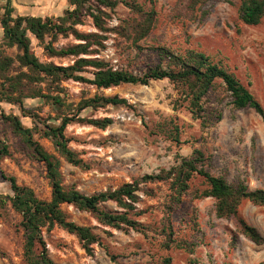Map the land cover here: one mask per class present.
<instances>
[{
    "label": "rangeland",
    "instance_id": "obj_1",
    "mask_svg": "<svg viewBox=\"0 0 264 264\" xmlns=\"http://www.w3.org/2000/svg\"><path fill=\"white\" fill-rule=\"evenodd\" d=\"M120 1L136 3L145 12H154L153 28L147 37L135 42L125 25L139 20L140 16L120 4L109 21V27L116 31L109 34L106 49L95 57L104 59L114 69L143 76L160 62L155 47H166L176 53L188 49L204 52L236 74L264 108V19L256 26L243 23L240 19L242 0H209L195 7L191 6V0ZM5 2L0 0V7ZM12 2L17 14L42 17H58L69 7V0ZM78 28L83 32L96 31L89 19ZM2 40L0 24V44ZM76 42L73 38L61 39L56 45L64 47ZM37 44L33 39L37 56L45 60L43 49ZM17 53L16 48L7 49L9 55ZM73 61L72 58L55 59L57 64L64 65ZM63 85L65 92L61 96L66 106L62 110L38 98L25 99V106L33 108L51 125H59L65 116L78 115L87 119L110 117L114 121L106 130L79 122L67 126L70 147L85 163L83 167L75 166L61 158L63 184L67 189L74 188L88 196L115 190L146 174L170 169L177 164V155L190 157L196 149L205 153L206 169L212 174L225 176L230 182L245 179L251 190L264 189V116L250 108L235 109L222 81L218 80L204 98L205 109L222 114L221 120L211 124L193 118L186 103L180 100L177 85L168 79L109 89H97L73 80ZM96 95H118L127 99L128 104L78 112L82 100ZM4 115L19 116L29 128L37 125L35 139L48 152L59 154L52 140L43 136L42 124L24 117L19 105L0 103V135L9 146V155L0 161V200L5 201L0 203V264H26L22 217L9 202L13 191L2 175L15 177L18 184L31 187L44 200L51 199L52 189L45 164L34 156L22 137L13 132ZM176 125L180 131L179 142L171 135ZM206 187L202 178H195L191 191L170 216L172 238L181 243L187 241L190 248L165 246L168 238L162 230L169 225L166 203L171 191L168 185L158 183L142 185L136 210L139 214L131 215L150 229L147 233L127 225L121 228L103 225L94 213L64 204L62 209L69 219L92 227L102 244H95L93 253H89L74 234L57 226L44 231L50 257L56 264H160L167 257L172 258V264H264V244L256 245L239 234L234 221L218 218L213 198H194L196 189ZM101 208L111 213L123 212L114 202L103 203ZM240 215L264 235L263 206L244 201Z\"/></svg>",
    "mask_w": 264,
    "mask_h": 264
},
{
    "label": "trees",
    "instance_id": "obj_2",
    "mask_svg": "<svg viewBox=\"0 0 264 264\" xmlns=\"http://www.w3.org/2000/svg\"><path fill=\"white\" fill-rule=\"evenodd\" d=\"M0 7V23L3 30V40L0 44V103L8 102L19 105L23 116L31 118L34 123L42 124L43 136L49 138L59 156L48 152L35 139V128L26 127L21 118L16 115H4L13 132L22 137L34 156L46 166L47 178L52 189L51 199L44 200L37 196L29 186L18 184L13 176L2 177L11 184L13 195L8 197L12 208L21 217L24 231V260L26 264H56L50 257L44 231H51L59 226L74 234L89 253H93L95 244H102L101 237L92 227L82 226L69 219L62 209L64 204L94 213L99 221L106 226L130 228L147 233L150 229L131 218L139 214V192L142 185L163 183L168 185L171 193L168 195L166 210L169 225L162 230L166 234V248L172 244L177 248H190L187 241L182 243L172 238L173 227L170 216L174 209L182 204L184 196L191 191L195 178H202L206 184L203 190L194 191L195 199L213 198L216 201V215L220 219L234 221L239 234L256 245L264 244V235L259 229L249 224L241 215L240 207L244 201L256 206L264 207V189L251 190L245 179L234 182L225 176H216L206 169L208 158L199 149L194 150L190 157L177 155V164L170 169H162L158 174H146L133 182L125 183L115 190H107L88 196L63 184L62 160L75 166H84V161L70 147V140L66 136V128L72 122L86 123L99 129L106 130L113 125L110 117L87 119L80 117H63L59 125L46 123L33 108L25 106V99H41L45 104L56 110H62L66 102L61 94L65 92L63 83L75 82L90 84L97 89H109L123 84L148 85L152 80L168 79L177 85L180 100L186 103V108L195 119H203L204 124L222 119V114L216 110L208 111L204 107V98L214 89L220 80L232 98L235 109H253L264 116V108L250 89L221 63H216L204 52L188 49L184 53H176L166 47H155L160 60L143 76L126 70L114 69L104 59L95 57L106 49L109 34L114 29L109 27L111 14L120 4H125L139 14L140 19L126 23L128 32L131 30L135 42L147 37L155 23L154 12H145L136 3L120 0H69V7L62 15L34 16L16 13L12 0H5ZM209 0H191V6L205 5ZM89 19L94 32H83L78 27L84 26ZM240 19L247 25H259L264 19V0H242ZM128 28V29H127ZM73 38L77 41L64 47L56 44L61 39ZM33 39L43 49L46 58L37 56L33 47ZM16 48V56L7 54V49ZM72 58L71 64H57L55 59ZM16 63L18 66H16ZM16 72L11 74V72ZM180 102V101H179ZM128 101L118 95H96L81 101L78 112L88 108H101L108 105H127ZM182 106L180 103H176ZM175 133L171 135L179 142V126H175ZM9 155V146L0 135V161ZM149 191H146L148 193ZM4 200H0L4 204ZM114 202L123 210L121 213H111L101 208V204ZM170 230V232H168ZM235 240L237 235L234 236ZM115 259V257H113ZM160 264H172V258H164Z\"/></svg>",
    "mask_w": 264,
    "mask_h": 264
},
{
    "label": "crops",
    "instance_id": "obj_3",
    "mask_svg": "<svg viewBox=\"0 0 264 264\" xmlns=\"http://www.w3.org/2000/svg\"><path fill=\"white\" fill-rule=\"evenodd\" d=\"M1 24V23H0ZM2 28V27H1Z\"/></svg>",
    "mask_w": 264,
    "mask_h": 264
}]
</instances>
